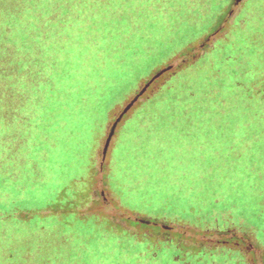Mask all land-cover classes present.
<instances>
[{
    "label": "trees",
    "instance_id": "1",
    "mask_svg": "<svg viewBox=\"0 0 264 264\" xmlns=\"http://www.w3.org/2000/svg\"><path fill=\"white\" fill-rule=\"evenodd\" d=\"M60 4L58 10L56 0H0V264H168L166 253L193 245L183 233L173 238V228L152 218L79 213L100 172L96 159L62 182L46 208L30 211L26 203L43 189L41 159L49 139L70 127V98L76 95V112L77 92L83 105L101 93L99 78L77 80V68L127 56L141 34L155 40L152 21L174 25L172 32L180 28L178 19L193 32L206 30L180 54L185 59L176 70L147 80L144 87L152 82L143 94L144 87L135 90L138 100L112 136L117 135L116 163L129 157L159 168L198 163L196 172L182 169L181 175L241 178L264 215V0ZM203 163L212 164L204 169ZM88 201L87 206L95 199ZM221 235L217 242L195 244L194 262L183 264H264V245L257 239L233 230ZM114 254L119 257H108Z\"/></svg>",
    "mask_w": 264,
    "mask_h": 264
},
{
    "label": "rangeland",
    "instance_id": "2",
    "mask_svg": "<svg viewBox=\"0 0 264 264\" xmlns=\"http://www.w3.org/2000/svg\"><path fill=\"white\" fill-rule=\"evenodd\" d=\"M178 20L180 28L176 32H172L174 25L168 27L165 21H152L156 30L155 40L146 34L134 37L135 45L127 56L121 55L114 62L107 60L97 67L92 64L90 69L77 68V80L87 75L99 78L101 93L92 102L83 105L77 92L76 112L72 109L76 95L70 98L67 109L70 111V127L49 139L41 159L44 171L40 183L43 189L28 197L26 202L30 211L46 208L58 197L62 182L67 179L72 181L69 177L74 173L77 176V171H82L85 165L93 167L96 159L100 172L95 178L92 195L91 192L89 196L84 195L85 208L79 213L126 219L152 218L173 228L172 237L175 239L183 233L187 243L193 245L175 246V250L165 254L164 262L168 264L194 262V256L198 254L195 244L200 241L217 242L223 237L221 233L227 230H233L238 236L248 233L264 245V215L259 213L257 199L249 190L248 182L241 178L228 181L220 177H206L200 180L192 173L181 175L182 169L193 168L196 172L198 163H160L164 169H160L158 163H137L139 159L133 157L124 163H116L117 155L113 148L119 125L116 127L117 135L112 137L105 151L106 136L113 127V115L109 119L108 113L114 108V112H123L136 98L135 90H142L146 81L154 75L169 68L176 70L185 59L180 54L193 48L199 35V39L204 36L206 29L193 32L186 27V23ZM201 43L197 45V50ZM77 87H80L78 82ZM86 87L91 89L92 86L88 84ZM211 164L203 163L201 166L205 169ZM29 178L32 176L29 175ZM92 197L95 202L87 206ZM125 222L137 226L132 220ZM159 247L157 254L162 258L163 246Z\"/></svg>",
    "mask_w": 264,
    "mask_h": 264
},
{
    "label": "snow or ice",
    "instance_id": "3",
    "mask_svg": "<svg viewBox=\"0 0 264 264\" xmlns=\"http://www.w3.org/2000/svg\"><path fill=\"white\" fill-rule=\"evenodd\" d=\"M56 7L58 10L60 7H62V5L60 4V0H56ZM242 31H244L245 33H248L251 31V29L250 28H244V29H242ZM261 45H262V47H264V33H262V35H261ZM125 115H126L125 112H121L119 110H117L116 112L113 113V119H112L113 127L110 130L109 141H110L111 135L115 133L116 127L124 119ZM102 142H104V141H102Z\"/></svg>",
    "mask_w": 264,
    "mask_h": 264
},
{
    "label": "water",
    "instance_id": "4",
    "mask_svg": "<svg viewBox=\"0 0 264 264\" xmlns=\"http://www.w3.org/2000/svg\"><path fill=\"white\" fill-rule=\"evenodd\" d=\"M164 71H162V72H160L159 74H157L154 78H158L162 73H163ZM154 78H153V80H154ZM151 82H152V80L144 87V89L141 91V93L140 94H143L145 91H146V89H147V87L151 84ZM138 100V97H136L126 108H125V110L123 111V112H128L129 110H130V108L134 105V103L136 102ZM112 136H113V134L111 135V138H110V141H109V137H108V139H107V144H106V147H105V151H106V149L108 148V146H109V144H110V142H111V139H112Z\"/></svg>",
    "mask_w": 264,
    "mask_h": 264
}]
</instances>
